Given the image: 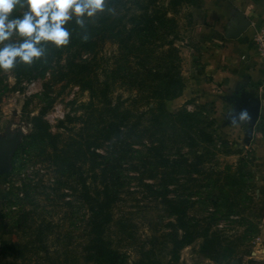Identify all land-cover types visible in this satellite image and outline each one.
Returning a JSON list of instances; mask_svg holds the SVG:
<instances>
[{
	"label": "rangeland",
	"instance_id": "374dc122",
	"mask_svg": "<svg viewBox=\"0 0 264 264\" xmlns=\"http://www.w3.org/2000/svg\"><path fill=\"white\" fill-rule=\"evenodd\" d=\"M136 1L108 0L113 11L87 24L90 42L73 53L77 60L97 58L100 79L106 65L116 67L119 76L128 73L117 60L141 69V111L153 107L159 116L155 125L149 113L141 119L169 136L173 153H189L187 171L177 175L167 193L189 198L188 226L194 231L177 264L244 263L264 233V165L257 161L253 136L247 137L249 124L231 125L234 102L219 107L218 98L210 101L205 94L206 1L141 0V26L146 28L134 37L133 48L128 37L131 17L140 11ZM129 51L126 59L123 53ZM63 71L57 67L19 84L15 69H0V145L8 147L17 139L11 169L0 175V264H97L90 256L91 212L81 197L80 175L95 185L94 161L90 153L86 160L80 155V142H85L80 120L66 124L71 128L60 123L68 112L85 113L80 105L89 101L90 91L75 79L94 69L70 81ZM130 80L128 76L112 88L126 102L136 93ZM195 110L200 113L188 116ZM35 116H43L62 137H34ZM149 129L141 139V158L146 145L160 136ZM90 141L95 140L89 138L84 148ZM132 162L137 166L124 164L125 183L112 207L110 246L126 253L130 262L141 256L167 261L172 241L166 234L175 229L177 215L169 213L156 190L160 179L149 176V164L139 158Z\"/></svg>",
	"mask_w": 264,
	"mask_h": 264
},
{
	"label": "trees",
	"instance_id": "16d2710c",
	"mask_svg": "<svg viewBox=\"0 0 264 264\" xmlns=\"http://www.w3.org/2000/svg\"><path fill=\"white\" fill-rule=\"evenodd\" d=\"M136 2L140 11L133 13L131 17L134 18V21L129 29L130 34L128 37V39H132L133 45L131 46L133 48H136L134 46V37L140 38L141 32L146 28V26H141V0ZM135 9H131L132 12ZM94 20H89L85 29H81L76 25L74 20L69 22L66 27L71 33L70 43L67 46L56 48L48 42L46 61L38 60L31 66L17 64L14 68L16 81L21 84L24 80L37 79L57 67L65 70L63 72L65 76H70V81L73 76L75 77L80 72H87L89 67L94 69V74L88 71L85 75L82 73L83 76L79 77V79H75L79 80L78 82H80L83 90L90 91L89 101L82 102L80 105L85 110V113L76 116L68 112L66 119L60 121L64 128H71L66 124L80 120L82 125L79 133L83 141H85L84 143L80 142V155L83 154L86 160L90 153L92 161H94L95 185H90L87 178L82 175L83 172L80 173L82 177L81 197L84 202L89 204L91 212L89 234L92 255L90 256L93 257L97 264H177L180 250L193 240L194 231L188 226L190 221L187 213L189 198L180 195L173 198L169 197L167 193L169 184L178 182L177 175L187 171L189 153L181 152V149L173 153V148L169 144L171 141L169 136L167 135L166 137L165 135L163 137L156 127L148 126L141 119L142 115L147 113L150 114L152 125H155L159 119L157 110L153 107H150L147 112L141 111V69L134 68L129 60L127 66L117 60L116 64L123 65L127 69L124 71L128 73H120L121 75L119 76L114 72L116 67L112 68L111 65H106L104 67V78L100 79L99 71L96 70V67H99L97 58L93 60L78 58L79 61L76 59V54L73 51L79 46L89 44L90 41L85 42L82 36L87 32V24ZM74 46L76 47L74 48ZM138 49H141V46ZM123 55L124 57L127 56L126 59H128L131 51L124 52ZM63 58L65 63L62 61ZM128 76L131 80L127 84H129L130 89H136V93L132 94L134 96L130 98L129 102H126L121 95H114L112 88L117 82L125 80ZM203 106H206L205 102ZM196 113H200V111L187 112L188 116ZM34 119V137L43 136L49 137V139H54L58 136L62 137V133L54 134L51 131L48 121L43 116H35ZM150 127L155 133H159L160 136L154 137L146 145L148 152L141 158V139L150 130ZM89 129L93 131L90 135ZM163 130L165 131L164 127ZM70 138H73V136H70ZM89 138L95 141H90L91 144L84 148ZM138 158L149 164L150 177H159L160 182L156 190L161 191L162 199L165 206L169 208V213L177 215L175 229L166 234L172 241L169 249L170 257L167 261L141 256V258L130 262L127 259V254L121 253L110 246L108 240L107 229L113 218L112 207L119 195L121 186L125 183L123 179L124 164L131 165L134 168L137 165L132 160H138ZM210 199L213 202H217L215 197H210ZM180 229H182L183 234L179 232Z\"/></svg>",
	"mask_w": 264,
	"mask_h": 264
},
{
	"label": "crops",
	"instance_id": "0c3cea01",
	"mask_svg": "<svg viewBox=\"0 0 264 264\" xmlns=\"http://www.w3.org/2000/svg\"><path fill=\"white\" fill-rule=\"evenodd\" d=\"M205 33L208 37L205 82L210 101L226 107L230 99L248 94L260 96V116L253 127L252 146L257 161L264 165V94L260 90L264 75L260 55L254 44L257 29L264 27V0H205ZM244 263L264 264V233ZM248 259L250 260L248 263Z\"/></svg>",
	"mask_w": 264,
	"mask_h": 264
},
{
	"label": "clouds",
	"instance_id": "9594fccd",
	"mask_svg": "<svg viewBox=\"0 0 264 264\" xmlns=\"http://www.w3.org/2000/svg\"><path fill=\"white\" fill-rule=\"evenodd\" d=\"M107 5L108 0H0V69L46 61L48 42L56 48L70 43L69 22L85 29L89 20L113 11ZM89 38L87 32L82 36L85 42ZM251 120L242 110L231 116V125L239 127Z\"/></svg>",
	"mask_w": 264,
	"mask_h": 264
},
{
	"label": "water",
	"instance_id": "95a60500",
	"mask_svg": "<svg viewBox=\"0 0 264 264\" xmlns=\"http://www.w3.org/2000/svg\"><path fill=\"white\" fill-rule=\"evenodd\" d=\"M236 105L234 114H239L242 110H247L252 117L251 122H248L249 129L247 130V137L250 139L253 136V127L256 125L258 118L260 116L262 100L260 96H252L248 94H243L237 96L234 99H230ZM231 120V118H230ZM17 139H12L8 147L0 145V175L7 173L11 169V164L9 158L13 153Z\"/></svg>",
	"mask_w": 264,
	"mask_h": 264
},
{
	"label": "built area",
	"instance_id": "2783aa9c",
	"mask_svg": "<svg viewBox=\"0 0 264 264\" xmlns=\"http://www.w3.org/2000/svg\"><path fill=\"white\" fill-rule=\"evenodd\" d=\"M254 44L260 55L261 64H262L263 71H264V27L256 30L255 35H254ZM260 90L264 94V75L262 79V84L260 86Z\"/></svg>",
	"mask_w": 264,
	"mask_h": 264
}]
</instances>
